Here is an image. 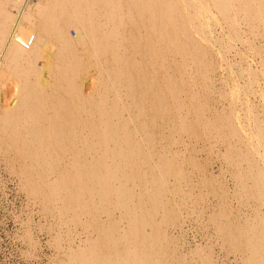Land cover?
<instances>
[{"label":"bare ground","instance_id":"obj_1","mask_svg":"<svg viewBox=\"0 0 264 264\" xmlns=\"http://www.w3.org/2000/svg\"><path fill=\"white\" fill-rule=\"evenodd\" d=\"M0 158L53 264H264V0H0Z\"/></svg>","mask_w":264,"mask_h":264},{"label":"rangeland","instance_id":"obj_2","mask_svg":"<svg viewBox=\"0 0 264 264\" xmlns=\"http://www.w3.org/2000/svg\"><path fill=\"white\" fill-rule=\"evenodd\" d=\"M70 28L69 33L74 36L75 30L72 29L73 27ZM0 162V264H53L51 261L53 249L46 242L47 233L45 230L40 229V231L39 228L38 232L37 227L34 228L41 222L38 213L31 208L25 193L20 190L16 176L5 170L6 164L2 158H0ZM217 167L215 165V171ZM28 218L31 220L32 233L38 241V247L36 251L32 252L33 255L31 251L27 253L30 249H28L27 243L22 240L23 228L28 222Z\"/></svg>","mask_w":264,"mask_h":264},{"label":"built area","instance_id":"obj_3","mask_svg":"<svg viewBox=\"0 0 264 264\" xmlns=\"http://www.w3.org/2000/svg\"><path fill=\"white\" fill-rule=\"evenodd\" d=\"M73 32V31H72ZM35 41V37L32 35L26 42H23V45H27L29 46L30 44H32Z\"/></svg>","mask_w":264,"mask_h":264}]
</instances>
